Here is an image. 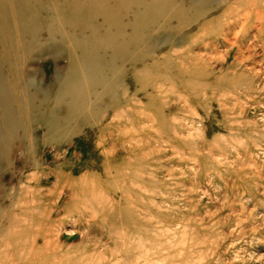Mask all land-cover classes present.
Wrapping results in <instances>:
<instances>
[{
	"label": "rangeland",
	"instance_id": "374dc122",
	"mask_svg": "<svg viewBox=\"0 0 264 264\" xmlns=\"http://www.w3.org/2000/svg\"><path fill=\"white\" fill-rule=\"evenodd\" d=\"M173 1L186 19L139 32L117 98L95 88L98 113L59 109L71 126L46 140L34 120L36 151L1 157L0 264H264V0ZM56 49L22 63L39 101L68 70Z\"/></svg>",
	"mask_w": 264,
	"mask_h": 264
},
{
	"label": "bare ground",
	"instance_id": "6f19581e",
	"mask_svg": "<svg viewBox=\"0 0 264 264\" xmlns=\"http://www.w3.org/2000/svg\"><path fill=\"white\" fill-rule=\"evenodd\" d=\"M184 6L185 3L173 0H0V24L15 23L8 30L0 27V39L6 47L0 51V159L10 155L14 148H24L27 156L36 151L38 137L34 127L30 126V123L35 124L34 120L47 127V134L43 137L46 140L71 126L70 117L56 113L61 111L59 109L67 108L68 114L98 113L95 109L97 104L90 101L95 88L101 87L96 93H102L104 97L117 98L115 94L119 86V72L122 70L117 61L135 57L142 42L139 32L148 26H172L170 21L174 17H178L180 21L177 25H181L182 19L187 17ZM261 6L262 13H259L264 20V1ZM198 12L199 15L194 14L190 24L205 15L201 9L196 10ZM42 19L45 25L39 24ZM126 19L129 20L127 24ZM129 28L132 29L128 31ZM132 45H135L134 49ZM47 47H56V53L62 54V60L67 55L69 62L65 75L57 77V92L49 97L46 94L44 102L39 101V88L35 80L22 72V63L29 53L42 52ZM105 51L111 52L109 58ZM100 68L114 69L113 75L106 76ZM104 97L99 95L96 101ZM20 133L30 142L29 147H11ZM28 179L35 180L32 176ZM26 186L30 187V193L33 194L34 186ZM66 188L62 187L58 200H61ZM41 196L38 202H43L45 211H51L52 201L58 203L51 197L52 193ZM33 198L36 203L37 197L33 195ZM16 232H19L18 228H15ZM37 237L33 236V242L31 237L26 242L31 241L35 245ZM32 245L27 249L28 253L32 252ZM44 248L47 250L49 246L45 245Z\"/></svg>",
	"mask_w": 264,
	"mask_h": 264
}]
</instances>
